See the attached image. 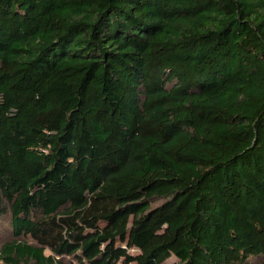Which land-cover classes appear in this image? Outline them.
<instances>
[{"label": "trees", "instance_id": "1", "mask_svg": "<svg viewBox=\"0 0 264 264\" xmlns=\"http://www.w3.org/2000/svg\"><path fill=\"white\" fill-rule=\"evenodd\" d=\"M2 223L0 264H264V0H0Z\"/></svg>", "mask_w": 264, "mask_h": 264}, {"label": "rangeland", "instance_id": "2", "mask_svg": "<svg viewBox=\"0 0 264 264\" xmlns=\"http://www.w3.org/2000/svg\"><path fill=\"white\" fill-rule=\"evenodd\" d=\"M2 227H4L3 226V223L0 224V239L1 240H5V239L8 238V236H7V233L5 234V232L3 231V229L7 230V227H4V228H2ZM132 252L133 253H136L137 251L136 250H132Z\"/></svg>", "mask_w": 264, "mask_h": 264}]
</instances>
